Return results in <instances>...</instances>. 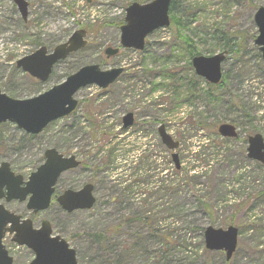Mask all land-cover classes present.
Returning a JSON list of instances; mask_svg holds the SVG:
<instances>
[{
    "label": "rangeland",
    "instance_id": "obj_1",
    "mask_svg": "<svg viewBox=\"0 0 264 264\" xmlns=\"http://www.w3.org/2000/svg\"><path fill=\"white\" fill-rule=\"evenodd\" d=\"M28 1L29 18L24 24L13 1L0 0V88L5 94L15 99L37 96L91 64H99L103 70L124 67L125 73L106 90L97 86L80 90L76 95L79 102L76 111L53 122L39 135H28L12 123L0 124V165L8 162L13 171L27 179L44 162L47 149L56 148L65 156L75 155L81 166L63 174L58 189L61 192L77 190L86 183H93L96 205L68 214L53 201L47 211L35 216L26 209V203L3 201L5 207L22 217L33 218L36 226L43 220L49 221L54 234L66 239L76 250L79 264H109L110 252L96 243L94 235L114 231L113 227L120 221L131 218L127 207L132 202L137 203L135 214L142 210L152 211L149 216L158 213L162 227L171 225L172 229H178L180 240L190 245L202 262L205 259L210 264H264V168L247 158V138L256 134L264 137V65L251 40L257 33L254 12L264 0H232L229 4L226 0H184L188 8L194 10L197 6V11H192L194 19L188 33L205 56L220 53L215 47L218 41L212 39L217 27L244 33L248 38L240 58L232 56L223 66L228 74L225 87L232 90L237 103L232 110L210 103L206 96L200 95L195 101L187 102L185 96L175 95L185 93L179 79H185L187 84L192 72L184 47L172 40V27L154 32L143 52L122 50L119 56L106 59L105 49L120 45V25L127 7L133 2L153 0ZM80 29L88 31L87 47L60 62L48 82L39 84L16 67L19 59L33 53L40 45L52 51ZM212 50L215 52L208 53ZM166 76L172 78L165 80ZM197 82L198 88L207 91L208 85L201 80ZM154 85H162L164 91L151 94ZM178 88L179 92L175 93ZM183 101L186 110L176 116ZM128 112L134 113L135 124L122 130V118ZM88 115L93 116L96 130ZM232 121L239 124V138L220 137L216 127ZM161 125L180 142L176 150L179 170L171 162L172 152L161 143L158 134ZM198 138L205 141L201 149L196 147ZM123 141L127 142L118 146ZM130 145H149L150 151L141 153L139 166L145 168V162L152 164L157 156V172L163 171L154 189L149 186L146 194L143 191L141 198L135 201L125 187L142 183L151 175H132L133 180L120 188L117 181L120 177L115 169L122 164L121 146L126 151ZM199 150L207 156L212 155L206 164L192 162L198 159L199 152L195 151ZM202 165L204 173L200 170H196V174L189 173L192 166ZM153 175L156 180V173ZM198 176L200 181L193 183V178ZM173 189L186 195L182 207L184 216L177 213L181 202L171 197L169 192ZM199 198L201 203L195 205ZM118 204L124 206L119 211L115 208ZM156 207L158 209L154 210ZM209 226L223 229L235 226L242 232L238 250L230 262H226L225 256L206 250L202 231ZM122 232L123 246H130L132 234L126 236L127 229ZM111 238L112 233L106 244L115 247V255L119 257L123 251L125 264L147 263L139 256L126 254L122 245L114 239L109 240ZM5 243L14 257V264H29L32 260L31 251L16 248L10 236Z\"/></svg>",
    "mask_w": 264,
    "mask_h": 264
},
{
    "label": "water",
    "instance_id": "obj_2",
    "mask_svg": "<svg viewBox=\"0 0 264 264\" xmlns=\"http://www.w3.org/2000/svg\"><path fill=\"white\" fill-rule=\"evenodd\" d=\"M90 1V0H88ZM22 18H28V3L26 0H14ZM171 0H155L149 4H132L126 10V24L121 28V45L123 48L143 50L145 39L155 30L170 25L169 8ZM258 27V37L255 45L259 47L264 59V6L260 7L254 16ZM86 31H77L65 44L57 46L49 53L46 47H40L31 55L17 61V68L29 73L33 78L45 83L48 81L53 67L59 61L66 59L70 54L84 48L87 41ZM108 57L116 56L119 49L108 48L105 51ZM226 53L215 57H196L193 66L199 76L205 77L212 83L221 80V64L226 59ZM123 73V69L102 71L98 65H90L81 68L77 73L69 76L60 85L36 97L19 100L6 95L0 89V123H13L28 134H40L50 123L69 116L78 106L74 98L76 93L89 85H98L107 88L114 83ZM131 114L124 118V128L133 124ZM162 141L170 149L178 147L165 127L159 130ZM219 132L225 137H236L233 126L222 125ZM248 156L251 159L264 164V140L261 135H255L249 139ZM178 165V157L174 155ZM79 163L75 157L66 158L56 149L45 152V162L24 182L21 175H15L6 162L0 166V200L5 198L7 202L18 200L29 201L27 209L35 214L45 211L50 207L55 185L60 175L70 169L77 168ZM94 186L85 185L78 191L67 190L57 201L64 211L72 213L77 210L92 209L96 200L93 196ZM11 225L7 228L8 225ZM15 234L13 241L19 246H27L36 255L31 264H78L76 251L60 236H52L51 224L44 221L40 229H34L31 220H23L21 217L7 211L0 205V264H13L2 240L6 234ZM205 243L208 250L224 251L226 260L229 261L237 248L238 230L230 227L227 230L209 227L205 232Z\"/></svg>",
    "mask_w": 264,
    "mask_h": 264
},
{
    "label": "trees",
    "instance_id": "obj_3",
    "mask_svg": "<svg viewBox=\"0 0 264 264\" xmlns=\"http://www.w3.org/2000/svg\"><path fill=\"white\" fill-rule=\"evenodd\" d=\"M232 0H226V4H229ZM185 2H182V11H179L178 1L174 0L172 4V29H173V38L178 42H181L188 58H192L196 55L204 54L199 47H197L193 41L190 39L188 35V22L187 20L192 16V11L187 10L183 6ZM254 38V35H252ZM213 39L218 41L216 44V48H219L221 51L227 50L231 56L234 58H238L241 54V49L244 47L245 42L248 38L245 37L244 33H232L230 30H223L218 28V30L214 33ZM211 52H214L212 50ZM210 53V52H208ZM130 151V152H134ZM199 155H202L201 153ZM130 166L133 161L128 163ZM134 168H132L133 170ZM134 174V173H133ZM136 174V173H135ZM195 177L193 179H197ZM121 181V179L119 180ZM123 183L120 182L122 186ZM134 188V184L125 187V190L132 193V189ZM171 197L176 200H179L181 203L177 206L178 215L184 216L185 211L182 208L183 202L186 201V195L182 196V191L178 189L170 190L169 192ZM188 194V193H187ZM136 196V195H134ZM137 199V197H134ZM129 203V202H128ZM195 203H201V199L199 198ZM127 207L129 209V213L131 218L120 221L118 226L113 227L114 231L107 230L101 233L94 235L96 243L101 247L110 252V257L108 259L109 264H125L122 260L123 251L120 253V257L115 255L116 248L109 247V244H106L107 238H109L112 233V238L109 240H115L124 248V252L130 255H136L140 258L146 260V264H210L208 260L202 262V258L198 256V253L192 251L190 245L185 244L184 240L181 241L182 237L178 235L179 230L172 229V226L162 227L161 219H158L157 214L149 216L148 214L152 211H138V214H135L137 208L136 203H129ZM203 207L202 205H200ZM124 206L116 205V210L119 211ZM127 208L125 209V213H127ZM174 208V207H173ZM172 208V210H173ZM205 208V207H203ZM182 209V210H181ZM171 210V209H170ZM175 210V209H174ZM168 211V210H167ZM133 214H132V213ZM210 213V211H208ZM122 213V212H121ZM173 225V224H172ZM128 230L126 236H133L132 242L130 246H123L124 241L123 230ZM132 230V233L129 231ZM134 234V235H133ZM175 235V237H174ZM107 236V238H106ZM128 239V238H127Z\"/></svg>",
    "mask_w": 264,
    "mask_h": 264
},
{
    "label": "flooded vegetation",
    "instance_id": "obj_4",
    "mask_svg": "<svg viewBox=\"0 0 264 264\" xmlns=\"http://www.w3.org/2000/svg\"><path fill=\"white\" fill-rule=\"evenodd\" d=\"M13 1V0H12ZM29 2V1H28ZM13 3H14V1H13ZM14 7V9H15V5L13 6ZM14 9H13V11H14ZM29 9H30V2H29ZM171 162H173L172 160H171ZM172 164V163H171ZM81 166V165H80ZM58 185H59V182H58V184H57V187H56V191H55V193H54V195H53V197H52V202L53 201H55L56 202V199L58 198V196H60V194L63 192H61L59 189H58ZM59 206V205H58ZM60 207V206H59ZM61 208V207H60ZM11 242L13 243V241L11 240ZM14 244V243H13ZM32 253V255H33V257H34V254H33V252H31ZM29 264H30V262H29Z\"/></svg>",
    "mask_w": 264,
    "mask_h": 264
}]
</instances>
